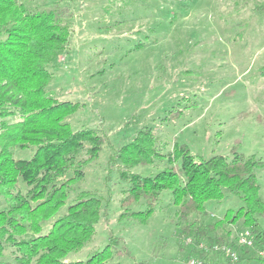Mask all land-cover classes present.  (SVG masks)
<instances>
[{"label":"rangeland","instance_id":"374dc122","mask_svg":"<svg viewBox=\"0 0 264 264\" xmlns=\"http://www.w3.org/2000/svg\"><path fill=\"white\" fill-rule=\"evenodd\" d=\"M19 1L29 10L54 11L70 27L66 47L48 65L53 76L47 89L77 104L65 119L72 129H94L107 138L58 211L86 190L101 199L104 215L92 239L64 260L85 259L109 237L127 251L114 256L119 264H184L198 257L188 255L192 237L179 236L170 191L160 193L144 221L131 214L144 208L142 201L121 203L130 186L121 174L155 175L179 162L173 153L180 143L196 160L230 155L234 143L244 157L261 158L255 173L264 202V0ZM147 129L157 136L161 155L149 165L125 166L118 152ZM32 153L13 150L23 159ZM20 188L26 189L22 181ZM226 195L205 203L212 217L203 223L237 209L238 200ZM4 207L0 196V210ZM258 222L264 229V216ZM226 228L232 238L242 221Z\"/></svg>","mask_w":264,"mask_h":264},{"label":"trees","instance_id":"16d2710c","mask_svg":"<svg viewBox=\"0 0 264 264\" xmlns=\"http://www.w3.org/2000/svg\"><path fill=\"white\" fill-rule=\"evenodd\" d=\"M69 37L70 27L54 11L0 0V196L5 201L0 210V264H119L114 256L127 253L109 237L85 259H63L92 239L104 215L101 199L86 190L79 191L63 213L58 211L69 197V187L82 179V167L97 158L107 141L100 131L72 129L65 119L77 104L59 100L47 89L53 76L48 65L58 60ZM15 148H32L33 153L28 159L17 158ZM237 148L234 143L230 155L196 160L187 144L174 145V160L179 161L174 165L169 163L153 176L121 174L130 182L121 203L129 207L142 201L144 208L131 214L144 221L153 215L160 193L168 190L179 236L192 237L188 255L212 264H246L252 259L264 264V229L258 222L264 202L255 173L263 161L244 157ZM159 155L157 136L149 129L117 154L125 166L149 165ZM227 193L238 200L237 209L203 223L202 218L212 217L205 203L220 201ZM239 219L251 233L252 247L238 245L237 235L230 237L226 226ZM216 228L222 232L214 233ZM224 247L240 253L237 262L229 260Z\"/></svg>","mask_w":264,"mask_h":264},{"label":"built area","instance_id":"2783aa9c","mask_svg":"<svg viewBox=\"0 0 264 264\" xmlns=\"http://www.w3.org/2000/svg\"><path fill=\"white\" fill-rule=\"evenodd\" d=\"M237 242L238 245L246 246V247H252L253 246V239L251 237V233L247 228L241 229L237 234ZM214 249L217 248V246L213 247ZM224 253L229 258L231 262H237L240 256V253L236 250H232L229 247H224ZM184 264H212L207 263L205 260L199 258V257H191L189 258Z\"/></svg>","mask_w":264,"mask_h":264}]
</instances>
